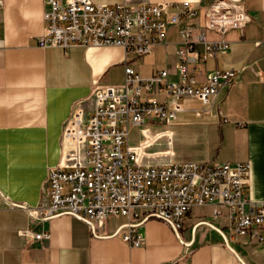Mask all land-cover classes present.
Wrapping results in <instances>:
<instances>
[{
	"label": "crops",
	"instance_id": "0c3cea01",
	"mask_svg": "<svg viewBox=\"0 0 264 264\" xmlns=\"http://www.w3.org/2000/svg\"><path fill=\"white\" fill-rule=\"evenodd\" d=\"M186 1L198 7L196 22L202 23L203 8L212 0H152ZM238 2L247 13L243 38L236 31L227 32L222 36L228 43L226 52L191 67L197 85L212 71L236 72L233 85L213 98L211 113L217 118L196 119V110L204 107L196 98L185 97V110L167 123L169 136L150 151L169 152L152 159L160 160L153 165L248 163L247 197L263 202L264 46L255 42L264 32V0ZM43 11L42 0H3L0 8V264H264V242L231 234L225 217L213 218L212 205L192 208L177 232L159 218H147L140 225V248L121 241L123 218H108L92 232L88 222L65 212L48 219L33 216L48 206L47 175L60 160L62 130L77 108L84 118L89 115L92 89L122 84L125 65L143 79L166 68L168 80L176 81L180 42L178 29L169 28L166 45L146 55L162 50L160 66L149 59L137 61L118 47L41 49L37 38L44 30ZM205 36L220 40L209 31ZM195 49L205 52L202 44ZM24 230L49 234V239L22 237L19 232Z\"/></svg>",
	"mask_w": 264,
	"mask_h": 264
},
{
	"label": "built area",
	"instance_id": "2783aa9c",
	"mask_svg": "<svg viewBox=\"0 0 264 264\" xmlns=\"http://www.w3.org/2000/svg\"><path fill=\"white\" fill-rule=\"evenodd\" d=\"M43 34L39 48L118 47L125 55L144 57L166 45L167 31L178 29L176 81L168 80L166 68L143 79L125 65L119 85L95 86L92 108L84 118L77 108L61 134V157L47 175V208L33 213L45 219L61 212L89 223L94 232L108 218H123L121 241L140 248L144 237L140 225L150 217L169 223L177 232L192 208L215 206L213 218L227 219V229L236 237L264 242V201L248 199V163L145 165L146 159L166 157L168 151L151 152L161 138L169 136L167 123L185 110L181 100L194 97L203 109L196 119H215L213 98L236 79L234 71H212L197 85L191 68L208 56L226 52L222 36L233 30L243 38L247 13L238 0H212L203 8L192 2L153 3L152 0H121L100 5L90 0H42ZM3 0H0V8ZM174 13L169 16V10ZM168 17V19H167ZM205 31L220 36L208 40ZM197 44L205 52H197ZM264 46L262 38L255 42ZM157 96H163L160 101ZM226 122V119H221ZM138 127L142 141L130 145L128 134ZM19 235L49 239V234Z\"/></svg>",
	"mask_w": 264,
	"mask_h": 264
},
{
	"label": "rangeland",
	"instance_id": "374dc122",
	"mask_svg": "<svg viewBox=\"0 0 264 264\" xmlns=\"http://www.w3.org/2000/svg\"><path fill=\"white\" fill-rule=\"evenodd\" d=\"M170 11V10H169ZM172 15L169 13V16ZM137 61L138 60H142V59H149L150 62L152 63H157L159 66L162 64V62L164 61V53L162 52V50L156 52L155 54L151 55V56H146L144 58L141 57H134ZM128 141L130 145H138L141 141H142V137L139 131L138 127H132L129 131L128 134ZM154 149V148H152ZM152 159H146L142 162V164L145 165H153V164H159L160 160H152Z\"/></svg>",
	"mask_w": 264,
	"mask_h": 264
},
{
	"label": "bare ground",
	"instance_id": "6f19581e",
	"mask_svg": "<svg viewBox=\"0 0 264 264\" xmlns=\"http://www.w3.org/2000/svg\"><path fill=\"white\" fill-rule=\"evenodd\" d=\"M95 48H103V47H95ZM62 213V212H61ZM66 213V212H65ZM68 214V213H67ZM57 215V214H56ZM70 215V214H69ZM55 216V215H54ZM54 216H52V217H54ZM71 216H73V215H71ZM52 217H49V218H52ZM79 218V217H78ZM37 219H39V218H37ZM45 219H48V218H45Z\"/></svg>",
	"mask_w": 264,
	"mask_h": 264
},
{
	"label": "water",
	"instance_id": "95a60500",
	"mask_svg": "<svg viewBox=\"0 0 264 264\" xmlns=\"http://www.w3.org/2000/svg\"><path fill=\"white\" fill-rule=\"evenodd\" d=\"M194 231H195V229H194ZM224 237V236H223ZM224 239H225V237H224ZM225 241H226V239H225Z\"/></svg>",
	"mask_w": 264,
	"mask_h": 264
}]
</instances>
